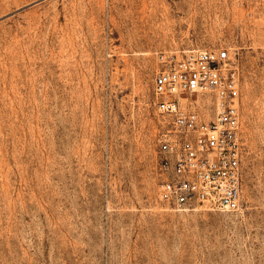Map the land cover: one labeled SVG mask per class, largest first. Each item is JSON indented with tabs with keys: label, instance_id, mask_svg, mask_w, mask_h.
Returning a JSON list of instances; mask_svg holds the SVG:
<instances>
[{
	"label": "rangeland",
	"instance_id": "1",
	"mask_svg": "<svg viewBox=\"0 0 264 264\" xmlns=\"http://www.w3.org/2000/svg\"><path fill=\"white\" fill-rule=\"evenodd\" d=\"M263 12L0 0V264H264ZM221 49L241 71L244 206L175 211L157 196L155 71L162 55Z\"/></svg>",
	"mask_w": 264,
	"mask_h": 264
},
{
	"label": "built area",
	"instance_id": "2",
	"mask_svg": "<svg viewBox=\"0 0 264 264\" xmlns=\"http://www.w3.org/2000/svg\"><path fill=\"white\" fill-rule=\"evenodd\" d=\"M159 62L152 88L164 130L159 202L175 211L238 213L245 184L238 63L228 49L165 54Z\"/></svg>",
	"mask_w": 264,
	"mask_h": 264
}]
</instances>
